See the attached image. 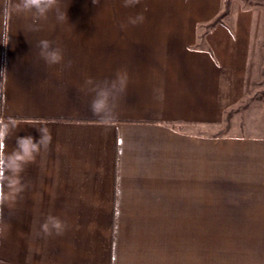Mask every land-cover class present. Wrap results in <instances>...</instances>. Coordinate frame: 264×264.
Masks as SVG:
<instances>
[{
	"label": "crops",
	"instance_id": "1",
	"mask_svg": "<svg viewBox=\"0 0 264 264\" xmlns=\"http://www.w3.org/2000/svg\"><path fill=\"white\" fill-rule=\"evenodd\" d=\"M11 4L0 0V115L17 120L16 136L38 140L46 126L53 139L3 208L0 264H264L260 124L202 130L244 94L249 11L213 23L225 0H59L63 21L54 9L34 22ZM42 39L62 64L39 57ZM118 70L127 88L101 124L81 89ZM49 215L62 235H37Z\"/></svg>",
	"mask_w": 264,
	"mask_h": 264
},
{
	"label": "clouds",
	"instance_id": "2",
	"mask_svg": "<svg viewBox=\"0 0 264 264\" xmlns=\"http://www.w3.org/2000/svg\"><path fill=\"white\" fill-rule=\"evenodd\" d=\"M11 4V0H7ZM100 0H92L94 5L99 4ZM141 3V0H122L125 8H132ZM57 10V19L63 21L65 14L59 12V0H18L11 4V8L5 11H15L17 13L31 14L33 21L47 19L49 12ZM145 17L139 13L134 17H129L128 23L137 25L143 23ZM30 30L39 31L38 26H30ZM39 57L49 66L62 64L64 53L62 48L54 46L53 41L42 39L38 42ZM71 61L68 67H71ZM128 76L126 70H118L115 77L111 80L97 81L89 77L86 79L82 91L91 95V112L98 118L101 124H109L117 118L116 109L118 101L127 88ZM20 125L12 117L0 115V235L4 234L5 225L3 222V208L6 204L10 206L19 194H21L26 184L22 182L21 174L25 167L36 161L41 151L47 152L52 143V133L46 126L37 127L40 133L38 140L31 135L24 137L16 136ZM15 135V147L10 151L7 140ZM7 190V191H6ZM66 229V224L58 217L49 215L40 225V231L44 236H51L53 233L62 235Z\"/></svg>",
	"mask_w": 264,
	"mask_h": 264
},
{
	"label": "rangeland",
	"instance_id": "3",
	"mask_svg": "<svg viewBox=\"0 0 264 264\" xmlns=\"http://www.w3.org/2000/svg\"><path fill=\"white\" fill-rule=\"evenodd\" d=\"M225 8L228 12L232 8L235 14L249 11L252 25L250 48L254 63L250 64L251 76L245 80L242 98L224 110V117L216 127L202 125V130L215 128L217 134L247 132L246 124L250 123L260 124L253 132L261 134L264 133V128L260 127L264 124V0H225Z\"/></svg>",
	"mask_w": 264,
	"mask_h": 264
},
{
	"label": "trees",
	"instance_id": "4",
	"mask_svg": "<svg viewBox=\"0 0 264 264\" xmlns=\"http://www.w3.org/2000/svg\"><path fill=\"white\" fill-rule=\"evenodd\" d=\"M227 12H228V10H227V8H225V9L222 11V13L216 18V20H215L213 23H215V22H217V21H220L221 18H222V16H224ZM213 23H212V24H213Z\"/></svg>",
	"mask_w": 264,
	"mask_h": 264
}]
</instances>
